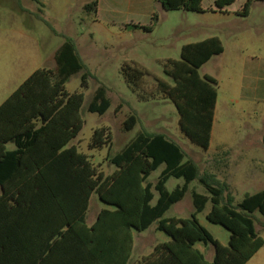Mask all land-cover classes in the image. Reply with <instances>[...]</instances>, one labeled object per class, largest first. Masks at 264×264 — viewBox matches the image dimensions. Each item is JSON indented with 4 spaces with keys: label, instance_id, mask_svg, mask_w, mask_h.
Listing matches in <instances>:
<instances>
[{
    "label": "trees",
    "instance_id": "16d2710c",
    "mask_svg": "<svg viewBox=\"0 0 264 264\" xmlns=\"http://www.w3.org/2000/svg\"><path fill=\"white\" fill-rule=\"evenodd\" d=\"M235 1L216 0V7L222 11ZM254 1L264 0H249L238 15L248 16ZM160 3L167 12H205L203 0ZM98 5L99 0H93L85 10L95 13ZM159 21L155 13L150 25L128 27L152 32ZM223 52L218 37L184 45L179 60L161 62L173 84L156 78L158 93L178 112L180 131L204 150L212 140L218 83L202 76L200 69ZM55 59V69L36 70L0 105V264H129L134 233L152 225L170 241L157 244L140 264H247L264 247L256 228L257 222L264 227V191L234 205L232 196L226 195L228 185L215 174L202 172L195 161L186 160L181 146L167 135L140 130L119 153L109 154L107 162L115 168L110 175L70 146L84 126L85 94L69 93L66 84L73 75L83 73L81 85L87 88L90 72L71 38L65 39ZM121 74L130 90L145 100L146 78L151 73L135 62H125ZM110 107L106 89L99 87L89 112L104 115ZM138 121L136 113H131L124 130H133ZM111 143L108 129L99 128L90 148L102 149ZM162 166L156 185L147 183ZM170 178L185 183L170 192L166 187ZM194 181L205 186L207 194L192 191L191 217L166 218ZM153 189L159 195L156 204ZM94 193L108 208L89 226L86 214ZM208 203L206 219L230 233L228 246L198 219ZM199 244L213 247L212 262L197 248Z\"/></svg>",
    "mask_w": 264,
    "mask_h": 264
},
{
    "label": "rangeland",
    "instance_id": "374dc122",
    "mask_svg": "<svg viewBox=\"0 0 264 264\" xmlns=\"http://www.w3.org/2000/svg\"><path fill=\"white\" fill-rule=\"evenodd\" d=\"M210 2L205 0L206 7H209ZM155 12L160 21L152 32H140L127 37L112 32L105 25L94 24L93 15H90L89 22L74 26L72 23L60 22V13L53 5H48L44 10L41 4L33 0H0V105L36 70L55 69L57 50L69 38L68 35H73L71 39L78 45L79 55L90 77L87 88L81 85L83 73L73 75L66 84L69 93L85 94L81 108L84 126L70 146H76L79 152L89 156L99 170L110 175L115 168L107 162L109 154L119 153L142 129L163 133L181 146L186 160L195 161L202 172L215 174L221 183H226L229 187L226 195L230 194L234 205H237L245 196L264 191V146L257 145L258 135L253 130L256 126H264V123L259 107L242 100L247 89L241 79V70L232 61L231 46L225 42L226 55L215 56L205 68L203 66L200 69L202 76L208 73L214 77L219 93L214 132L208 150L192 143L182 134L175 106L160 95L155 86L156 78L173 84L165 75L161 62L179 60L180 46L184 43H196L216 36L223 22L222 17L211 12L198 14L171 11L165 16L158 10ZM179 26L185 29H179ZM69 27H76L77 30H67ZM81 27L91 32L84 33ZM258 41L260 45V41L264 40ZM125 62H135L151 73L146 78L145 100H141L127 86L121 74ZM99 87L106 89L111 102L110 109L104 115L89 112ZM133 112L139 119L138 124L133 130L126 131L123 124ZM99 128L108 129L112 143L102 149H91L93 134ZM222 142L227 143V146L221 148ZM163 169L164 166L153 172L147 183L156 185ZM184 183V179L170 178L166 187L171 192ZM192 191L207 194L205 186L197 181L192 182L186 197L174 205L165 217L190 218L194 211ZM153 192L155 198L152 203L156 204L159 195L155 189ZM104 208L108 206L99 200L97 194H92L86 214L89 225ZM210 209L211 204L208 203L198 219L215 239L228 246L230 233L206 219ZM256 216L262 219L259 213ZM256 228L264 238V227L257 222ZM134 240L135 247L129 264H135L155 244L165 243L169 238L158 231L156 225H152L144 232H135ZM213 253V247L209 246L206 257ZM247 264H264V247Z\"/></svg>",
    "mask_w": 264,
    "mask_h": 264
},
{
    "label": "crops",
    "instance_id": "0c3cea01",
    "mask_svg": "<svg viewBox=\"0 0 264 264\" xmlns=\"http://www.w3.org/2000/svg\"><path fill=\"white\" fill-rule=\"evenodd\" d=\"M33 1L41 4L44 10H46L48 5H53L60 13L58 14L60 17V22L69 24L72 23L74 26H76L77 24L89 22L91 20L90 15H93L94 24L105 25L110 27L112 32L120 33L125 36L127 35V37L140 32L149 33L141 29H132L128 26L150 25L151 22L148 24V21H152V16L156 13L155 10H158L163 16H165L167 13V11L163 9L160 0H99L98 9L95 13H89L85 10V7L93 0ZM248 1L249 0H236L234 4L220 11L216 7V0H211L209 7H206L205 0H203V8L205 10L204 13L211 12L214 15H220L222 17L223 22L220 25L219 31L216 33V36H211L218 37L224 46V52L216 57H224V55H226L227 48L225 42H228V46H231L232 61L237 63V66L241 70V79L247 89V93L243 95L242 100L249 101L259 107L260 113L262 112V121L264 123V41H260V45L258 41L264 40V1H254L251 4V9L248 16L238 15V13L241 12L243 6ZM256 12H258V14L255 16ZM180 28L185 29L182 28V26H179V29ZM69 29L77 30L76 27H69L67 30ZM80 30H83L84 33L87 31V29L83 27H81ZM88 32L91 31H87V33ZM68 37L74 38L73 35H68ZM184 45H187V43L182 44L180 46L181 49ZM77 49L79 51L78 45ZM214 58L215 57L212 59ZM212 59L204 65V68L212 61ZM205 75L211 76L208 73H204V76ZM218 103L219 93L215 110L212 136L216 121ZM253 130L255 131L254 133H257L258 135V139H256V141H258L257 145L260 144L264 146V126H256L253 128ZM226 146L227 143H221V148ZM10 148L13 147L10 146ZM156 245L157 244L152 247L148 254L143 255L140 259H138L135 264H140L144 257L150 255ZM197 248L205 255V258L208 262L213 261L214 253L210 254L208 258L206 257L208 247H205L204 249V246L199 244L197 245Z\"/></svg>",
    "mask_w": 264,
    "mask_h": 264
}]
</instances>
